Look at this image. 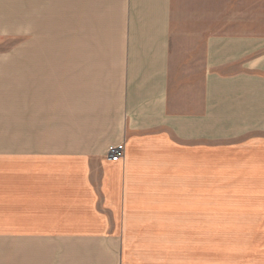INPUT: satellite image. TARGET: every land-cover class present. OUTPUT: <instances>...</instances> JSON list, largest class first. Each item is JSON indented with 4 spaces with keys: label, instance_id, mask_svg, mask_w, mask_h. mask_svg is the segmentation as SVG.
Segmentation results:
<instances>
[{
    "label": "crops",
    "instance_id": "obj_1",
    "mask_svg": "<svg viewBox=\"0 0 264 264\" xmlns=\"http://www.w3.org/2000/svg\"><path fill=\"white\" fill-rule=\"evenodd\" d=\"M0 264H264V0H0Z\"/></svg>",
    "mask_w": 264,
    "mask_h": 264
},
{
    "label": "rangeland",
    "instance_id": "obj_2",
    "mask_svg": "<svg viewBox=\"0 0 264 264\" xmlns=\"http://www.w3.org/2000/svg\"><path fill=\"white\" fill-rule=\"evenodd\" d=\"M231 7H172V65L190 83L197 82L203 69V41L209 33L224 29L231 21ZM14 49L20 46V37H14ZM52 51L53 44L46 45ZM62 51L68 52V43ZM211 251V250H210ZM207 249V257L210 252Z\"/></svg>",
    "mask_w": 264,
    "mask_h": 264
},
{
    "label": "built area",
    "instance_id": "obj_3",
    "mask_svg": "<svg viewBox=\"0 0 264 264\" xmlns=\"http://www.w3.org/2000/svg\"><path fill=\"white\" fill-rule=\"evenodd\" d=\"M125 155V147L123 144L110 145L107 149V157L111 161H120Z\"/></svg>",
    "mask_w": 264,
    "mask_h": 264
}]
</instances>
